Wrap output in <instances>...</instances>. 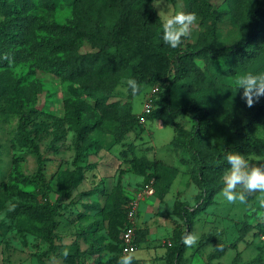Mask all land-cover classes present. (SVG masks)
Returning a JSON list of instances; mask_svg holds the SVG:
<instances>
[{"label":"trees","instance_id":"trees-1","mask_svg":"<svg viewBox=\"0 0 264 264\" xmlns=\"http://www.w3.org/2000/svg\"><path fill=\"white\" fill-rule=\"evenodd\" d=\"M154 1L0 0V12L5 16L0 23L2 111L18 114L22 128L34 125L42 113L38 100L43 80L39 73L54 74L67 83L75 97L68 121L83 148L74 157L73 168L53 176L55 189L45 175L43 162L33 176L21 178L23 183L37 185L42 202L23 204L14 200L9 208L5 204L6 192L0 189V212L6 209L8 219H18L21 227L24 219L38 223V235L49 245L46 255L54 249L58 237V218L66 207L62 200L71 198L86 172L97 167L95 156L101 145L91 134L103 129L113 136L114 144H119L136 123L142 125L132 113L135 96L130 90L127 99L112 100L123 79H135L141 85L140 93L146 86H159L156 96L161 95L164 106L159 111L153 110L147 119L153 120L161 112L159 118L175 131L172 147L187 151L191 162L197 165L199 193L195 205L178 199L174 203L175 211L181 209L183 213L184 226L177 225L173 230L165 256L167 264H183L189 247L182 239L194 233L195 220L221 191V178L229 167L227 153L239 152L245 159L264 156V138L258 135L264 121V97L249 108L241 98L243 89L228 81L229 77L247 72H264V0H188L189 13H196L203 31L197 44L183 39L176 49L162 40L163 21ZM58 11L69 14L63 21L42 18V14ZM226 17L241 32L239 42L227 48L219 46V25ZM221 61L227 65L222 70L217 67ZM164 82L166 85L162 87ZM82 97L91 99L92 105ZM181 115L193 122L186 132L177 121ZM129 150L133 152V147ZM129 162L133 171L143 176L144 187L154 182L155 197L164 202L178 174L177 168L145 157L140 160L133 156ZM97 189L89 193H98ZM54 191L58 194L56 203L50 198ZM28 197L35 199L31 193ZM132 199L118 183L99 209L106 224V236H99L93 244L95 249L90 250H81L80 244L73 242L70 249L74 252L65 256V262L85 264L87 258L97 256L92 264H117L123 256L122 234L131 225L127 206ZM75 203L71 198L68 205ZM4 226L5 222H1L0 228ZM252 231L264 237V221L255 224L244 221L236 241L211 252L206 264L221 258L228 248H237ZM148 232V228H136L137 246L146 240ZM263 253V247L259 248L258 254L246 264H264ZM38 262L45 264L42 257ZM231 264H242L240 253Z\"/></svg>","mask_w":264,"mask_h":264},{"label":"rangeland","instance_id":"rangeland-1","mask_svg":"<svg viewBox=\"0 0 264 264\" xmlns=\"http://www.w3.org/2000/svg\"><path fill=\"white\" fill-rule=\"evenodd\" d=\"M153 5L157 14L160 13L159 17L162 21L165 14H175L180 11L189 13L188 0H155ZM68 14V11H58L56 14H42V18L47 20L56 18L63 21ZM4 18L3 12H0V23L4 21ZM202 31L203 27L198 19V24L194 27L191 37L184 38L185 41L197 44ZM240 37V29L233 24L229 17H226L219 25V46L231 47L239 42ZM226 66V62L221 61L217 67L222 70ZM38 77L43 80V91L38 100L42 113L35 119L33 126L22 128L19 124V115L12 112L4 113L2 111L3 101L0 100V183L4 184L2 186L0 184V189L6 192L5 204L9 208H12L11 204L14 200L23 204L33 200L42 202L37 192V185L21 181V178L33 176L40 162H43L45 175L50 181L51 187L55 189L56 177L53 176L65 169H72L74 157L83 148L76 131L68 121L72 110L70 106L74 103L75 97L70 94L67 83L54 74L39 73ZM238 77H229L228 81L235 85ZM126 80L123 79L119 83L112 100L128 98V93L125 94L123 91L117 90L118 87H126V84L123 83ZM165 85L166 82L161 86ZM152 88V86H146L139 95L133 97L132 113L138 116L142 125L136 123L122 142L114 144L113 136L103 129L95 130L91 134L92 138L98 140L101 145V149L95 156L97 167L93 171L86 172L84 180L74 190L71 198L76 203L73 206L68 205L71 198L62 200L66 207L61 209L62 215L58 218V237L54 249L49 251V254L46 255L49 245L38 235V223L24 219V225L21 227L18 219L15 221L8 219L6 209L0 212V223L5 222L6 224L0 228V264H39L40 257L43 258L45 264H69L65 262L66 255L64 253L65 251L68 254L74 252L70 249V245L75 241L80 244L81 250L95 249L93 244L98 240V237L106 236V224L102 222L99 209L104 205L107 194L111 193L118 183H121L130 198L138 199L140 210L142 199L155 196L154 182L151 185L153 192H145L143 176L135 173L131 168L129 159L133 156L140 160L144 157L155 161L161 160L178 170L174 179V181L177 179V183L167 196L169 202L157 205V208L152 205L150 208L152 211H149L145 218L151 221L153 227V235L149 239L148 247L166 250L167 254L169 246H171L169 236L172 230L177 225L184 226L183 213L181 209L175 211L174 203L178 199L188 202L191 206L195 205L196 196L199 193L197 183L199 176L197 175V165L190 160L191 155L187 151L175 150L172 147L171 141L175 137V131L173 127L165 125L159 118L161 112L155 114L156 118L153 120H148L147 117L144 121L140 119L143 114L145 96L151 92ZM82 99L92 105L91 99L85 97ZM163 106L161 95L156 96L153 110L159 111ZM177 121L182 125L183 132L188 131L193 125L191 119L185 115L179 116ZM102 124L105 128V120ZM258 135L264 138V121L258 130ZM130 147H133V152L128 151ZM123 152H126L127 156ZM93 159L90 158L91 161ZM258 159L264 160V156H252L246 160H249L250 164L264 163V161H257ZM96 188H98V193H89ZM220 192L215 197V203L208 208L206 213L195 220V223L197 222L195 234L198 239L194 246L188 248L185 257L189 261L192 260L190 264L207 263V253L213 251V246H205L214 244V251H216L225 242H235L239 235V228L244 221L247 220L251 224L264 221V193H252L244 203L239 201L228 203L220 195ZM30 193L34 195L35 199H29L28 194ZM50 198L53 203H56L58 194L55 191L51 192ZM172 201H174L173 204ZM156 212L166 213L164 219L166 216L169 217L171 226L166 221L156 219L158 217ZM146 224L147 221H143V225ZM22 228L28 231L24 232ZM251 250L250 252L247 250L243 255L242 264H246L255 256ZM236 252L237 250L234 248L229 249L219 260V264H231ZM93 258L96 259L97 256ZM85 262V264H92L88 258Z\"/></svg>","mask_w":264,"mask_h":264},{"label":"clouds","instance_id":"clouds-1","mask_svg":"<svg viewBox=\"0 0 264 264\" xmlns=\"http://www.w3.org/2000/svg\"><path fill=\"white\" fill-rule=\"evenodd\" d=\"M160 15V13H159ZM198 24L196 13H186L184 11L175 14H165L162 23V40L165 45L172 49L181 46L184 38H190L194 27ZM126 87H118V91L125 94L131 91L133 96H137L141 91V85L133 78H128L123 82ZM235 85L237 89H243L242 99L246 106L251 108L264 97V72L253 74L247 72L239 76ZM225 159L229 167L222 176L223 187L220 195L228 202L239 201L244 203L252 193H264V163L250 164L243 154L239 152H228ZM264 161V160H257ZM198 237L194 234H186L182 242L186 247L196 244ZM68 253L65 251L64 255ZM134 254L129 252L119 258L117 264H132Z\"/></svg>","mask_w":264,"mask_h":264},{"label":"crops","instance_id":"crops-1","mask_svg":"<svg viewBox=\"0 0 264 264\" xmlns=\"http://www.w3.org/2000/svg\"><path fill=\"white\" fill-rule=\"evenodd\" d=\"M179 175L181 176V173H179ZM176 183H177V179L172 184V187H171L170 191L173 189V187L176 185ZM170 191H169V193H170ZM169 193L166 195L164 202H160L155 196H151V198L149 197V198H146V199H142L141 200V203H140L141 210L139 209V212H138L137 217H136V222H135L136 228H142V227L146 226L150 231L148 232V235L146 237V240L144 242H141L139 244V246L137 248V251L134 253L135 258L133 259L132 264H166V259H165L166 250H156V249H152V248H149L148 247L150 245V240L149 239H151V236L153 235V227H152L151 221L146 220L145 218H146V216H148L149 211L150 212L152 211V210H150V208L152 207V205L155 208H157V205L160 206V205H164L165 203L167 204L169 202V200L167 198V196L169 195ZM149 203L151 204L150 207H149V205H150ZM173 203H174V201H172V204ZM214 203H215V198H214ZM206 211L204 213H206ZM156 213H158V217L156 219H161V221H166V223L169 226H171L170 218L166 216L165 219H164V216L166 215V213H164V212L162 214L160 212H156ZM202 214L199 215L198 218H200L202 216ZM143 215H145V216H143ZM161 216H163V217H161ZM143 221H147V224L146 225H143ZM159 223H161V222H159ZM195 224H197V222ZM196 226L197 225H194V233H193L194 235H196L195 234ZM172 234H173V230H172L171 235L169 236V238L172 237ZM236 239H235V241H236ZM231 243H234V242H229V243H226L225 242L224 244H231ZM240 244H241V246H239ZM210 246H213L212 247L213 248V251H211V252H215L214 251V248H215L214 244H210V245L205 246V247H210ZM262 247H263V252H264V237L261 236V235L260 236L255 235L254 231H252V232H250L246 236V238L243 241H241L240 243H238L237 244V248H234V249L237 250L236 254L237 253H240V258L242 259L243 255L245 254V252H247V250H249V252H250V250L252 249L251 251L254 252L253 254H255V256H256L258 254V252H259V248H262ZM229 249H233V248H228L226 250V252ZM186 252L184 254L183 264H190L192 262V260L189 261L187 258H185L186 257ZM211 252H209L207 254L209 255ZM226 252H225V254H226ZM236 254H235V256H236ZM93 257H89L88 259H90L93 262V261H95V258H93ZM263 257H264V253H263ZM221 258L213 260L211 262V264H219L220 263L219 260ZM252 259H250V260H252ZM250 260H248V262ZM231 263H232V261H231Z\"/></svg>","mask_w":264,"mask_h":264},{"label":"built area","instance_id":"built-area-1","mask_svg":"<svg viewBox=\"0 0 264 264\" xmlns=\"http://www.w3.org/2000/svg\"><path fill=\"white\" fill-rule=\"evenodd\" d=\"M160 91L159 86L156 85L152 88L151 92H149L145 96V101H144V106H143V114L141 116V120L144 121L145 117L149 115L153 109H154V101H155V96L156 94ZM145 192L152 193V187L150 185H146L144 187ZM138 199L133 198L128 206H127V215L128 218L131 222L130 226H127L125 231L122 234V244H123V249H122V254L126 255L129 252L135 253L137 251V244L135 242V230H136V217L138 214Z\"/></svg>","mask_w":264,"mask_h":264}]
</instances>
